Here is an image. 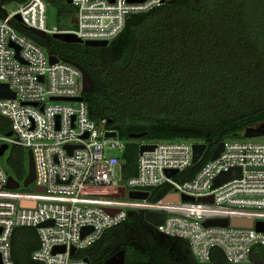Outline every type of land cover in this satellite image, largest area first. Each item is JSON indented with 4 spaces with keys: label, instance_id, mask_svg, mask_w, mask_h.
<instances>
[{
    "label": "built area",
    "instance_id": "obj_1",
    "mask_svg": "<svg viewBox=\"0 0 264 264\" xmlns=\"http://www.w3.org/2000/svg\"><path fill=\"white\" fill-rule=\"evenodd\" d=\"M168 1L72 0L76 15L72 30L47 29L45 0H27L0 17V93L7 85L15 95L0 98V116L10 121L12 132V136L0 132V148L28 149L35 166L33 192L20 191V182L18 189H10L11 176L0 157V264H16L12 241L15 231L25 228L34 229L38 237L31 264H92L78 253L125 223L130 212L144 219L147 213L165 215L162 225L152 226L167 237L188 242L197 264H264V232L258 230L264 224V142H222L220 156L216 160L212 156L189 180L185 174L202 161L206 143L142 142L141 146L155 148L142 153L139 149L137 173L127 177L122 158L126 142L107 137L114 131L105 127L106 119L90 118L84 73L58 57L52 64L53 55L14 24L19 15L22 21L17 22L45 35H74L84 45L110 43L131 16ZM195 145H206L197 163ZM114 151L119 155L107 154ZM235 169L240 170L239 178L214 188L221 174ZM169 171L177 173L169 177ZM165 188V195L153 200L154 190ZM171 196L178 199L168 201ZM209 198L212 202L200 201ZM216 220L228 224L205 225ZM234 220H248L252 226H234ZM61 248L63 252L57 250Z\"/></svg>",
    "mask_w": 264,
    "mask_h": 264
},
{
    "label": "trees",
    "instance_id": "obj_2",
    "mask_svg": "<svg viewBox=\"0 0 264 264\" xmlns=\"http://www.w3.org/2000/svg\"><path fill=\"white\" fill-rule=\"evenodd\" d=\"M7 1L0 0V17ZM45 2L56 6L66 22L75 13L66 0ZM14 24L50 55L90 77L84 95L90 118L106 119L105 127L126 142L127 177L137 173L142 142L206 143L202 161L185 174L189 180L220 143L254 137L248 130L264 124V0H170L131 16L107 47L66 44ZM10 129V121L0 116V132ZM139 134L143 137L130 138ZM25 162L24 149L13 147L8 166L20 183L27 177ZM166 189L154 190L153 200ZM37 244L34 229L16 230L15 263L31 264ZM120 250L125 264H197L188 242L163 235L142 214L109 229L77 256L105 264Z\"/></svg>",
    "mask_w": 264,
    "mask_h": 264
},
{
    "label": "water",
    "instance_id": "obj_3",
    "mask_svg": "<svg viewBox=\"0 0 264 264\" xmlns=\"http://www.w3.org/2000/svg\"><path fill=\"white\" fill-rule=\"evenodd\" d=\"M113 2V0H110ZM66 3L71 5L72 4V0H66ZM15 19L19 22H21V17L19 15H17L15 17ZM53 37L63 43L66 44H75V43H81V41L79 39H77L74 35H68V34H55L53 35ZM109 45L108 42H87L85 44L86 47H107ZM17 51L19 52V49L16 47ZM19 58V55L17 56ZM51 63H57L58 59L55 56H52L50 58ZM84 80H85V92H88L90 89V77L87 74H84ZM0 98H15V95L13 93H11L9 91V88L7 85H3L1 87V93H0ZM249 133H251L254 136H264V124H262L260 127L257 128H250L248 130ZM8 136H12V132H10L8 134ZM118 135L116 132H111V133H107V137H113L116 138ZM143 135L139 134V135H131L130 138L132 139H140L142 138ZM155 146L153 145H142L140 147V152H144V151H149V150H154ZM224 149V144L220 143L213 155V160H216L220 154L223 152ZM8 150V146L7 145H3L0 148V157H3L4 154L6 153V151ZM206 150V145H195L194 146V163H197L201 156L204 154ZM177 172L176 171H169L167 172L169 177H173L175 176ZM240 170L235 169L232 170L229 173H223L221 174L214 182V188H217L223 184H225L226 182H229L231 180H234L236 178L240 177ZM35 181V166H34V160H33V155L32 152H29V172L28 175L24 181V187L28 188L33 182ZM8 187L10 189H18L20 187V183L18 181H16L15 179H13L12 177L9 179V185ZM37 192H44V189L41 188H36ZM133 198H146V194H133L132 195ZM178 197H168L167 200L168 201H175L177 200ZM185 200H191L193 201V199L188 198V197H184ZM211 201L212 202V198L209 199H200V201L204 202V201ZM30 203H23V206H27ZM32 206L34 204H31ZM135 215V212H130L129 213V217H133ZM166 216L165 215H160V214H154V213H147L145 216V221L153 226H160L164 223ZM228 222L225 220H216V221H208L205 223L206 226H227ZM233 225L234 226H252V222L248 221V220H234L233 221ZM258 230L263 231L264 232V224H259L258 225ZM87 232L85 231L84 234H86ZM58 251H64V248L61 249H57ZM72 255L74 256L75 254V249H73L71 251ZM85 261H89V259H85ZM105 264H125V251L124 250H120L118 251L116 254H114L111 258H109Z\"/></svg>",
    "mask_w": 264,
    "mask_h": 264
},
{
    "label": "rangeland",
    "instance_id": "obj_4",
    "mask_svg": "<svg viewBox=\"0 0 264 264\" xmlns=\"http://www.w3.org/2000/svg\"><path fill=\"white\" fill-rule=\"evenodd\" d=\"M21 3L14 1V0H10L5 2L4 4H2V9L4 10V12L6 14H11L14 11L18 10L20 7ZM69 5V4H68ZM74 8V7H73ZM75 10V9H74ZM67 17H64L62 15H60V11L59 9L50 4L47 3V12H46V27L48 30H55V29H60V30H72L74 29V21L76 19V15L75 13L71 16H69V20L66 22ZM72 23V24H71ZM51 36V35H50ZM239 140V139H236ZM245 140L247 141H252V142H264V136H254V137H249L246 138ZM123 141V140H122ZM13 147H10L6 153L4 154V156L1 158L2 161V165L3 168L7 171V173L11 176L14 177L13 172L10 170V167L8 166V158L10 157L11 153H12ZM109 155H119V152H111L108 153ZM24 155L26 158V176L29 172V150L28 149H24ZM25 181V180H24ZM24 181L21 182V188L20 191L22 192H33L35 190V186L34 184H31L28 188L24 187ZM128 241L124 244H128L130 239H127Z\"/></svg>",
    "mask_w": 264,
    "mask_h": 264
}]
</instances>
